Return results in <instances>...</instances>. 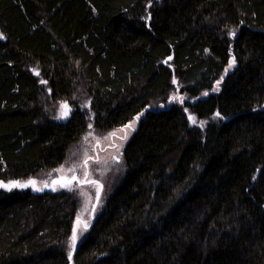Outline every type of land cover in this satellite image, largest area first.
<instances>
[{
  "label": "trees",
  "instance_id": "1",
  "mask_svg": "<svg viewBox=\"0 0 264 264\" xmlns=\"http://www.w3.org/2000/svg\"><path fill=\"white\" fill-rule=\"evenodd\" d=\"M142 113L72 246L78 196L24 185ZM0 185V264H264V0H0Z\"/></svg>",
  "mask_w": 264,
  "mask_h": 264
},
{
  "label": "rangeland",
  "instance_id": "2",
  "mask_svg": "<svg viewBox=\"0 0 264 264\" xmlns=\"http://www.w3.org/2000/svg\"><path fill=\"white\" fill-rule=\"evenodd\" d=\"M69 113L67 103H62L57 121L65 122ZM142 116L144 113L127 125L104 135L92 128L93 124L90 120L88 131L72 145L63 164L36 180L37 185L42 188L59 177H75L73 184L58 185L60 189L70 188L80 201L77 223H75V241L72 238V246L83 241L90 224L123 181L126 175L125 148L137 130ZM192 123L202 128L206 121L192 118Z\"/></svg>",
  "mask_w": 264,
  "mask_h": 264
},
{
  "label": "water",
  "instance_id": "3",
  "mask_svg": "<svg viewBox=\"0 0 264 264\" xmlns=\"http://www.w3.org/2000/svg\"><path fill=\"white\" fill-rule=\"evenodd\" d=\"M76 179H71V181L69 182V184H73L74 183V181H75ZM61 184V185H64V184H66V182H63V181H61V180H58V179H56L54 182H52L51 184H52V186H54V184ZM14 185H16V184H14ZM32 186L35 190H41V191H44V190H52L53 188L51 187V186H47V185H44L42 188H39L37 185H36V183H30V182H28V183H26L25 185H24V187H27V186ZM5 186V185H4ZM0 187H1V185H0ZM6 187V186H5Z\"/></svg>",
  "mask_w": 264,
  "mask_h": 264
},
{
  "label": "flooded vegetation",
  "instance_id": "4",
  "mask_svg": "<svg viewBox=\"0 0 264 264\" xmlns=\"http://www.w3.org/2000/svg\"><path fill=\"white\" fill-rule=\"evenodd\" d=\"M72 178H73V177H67V176H65V177H59V178H57V179H58V180H61V181H63V182H66V184H64V185H68ZM58 185H60V186H64V185H61V184H59V183H58ZM47 186H51V187H53L54 189L56 188V185L52 186V184L47 185Z\"/></svg>",
  "mask_w": 264,
  "mask_h": 264
},
{
  "label": "snow or ice",
  "instance_id": "5",
  "mask_svg": "<svg viewBox=\"0 0 264 264\" xmlns=\"http://www.w3.org/2000/svg\"><path fill=\"white\" fill-rule=\"evenodd\" d=\"M73 179H75V177H73ZM30 183H33L34 184L35 182L34 181H30ZM73 241H75V235L73 236Z\"/></svg>",
  "mask_w": 264,
  "mask_h": 264
}]
</instances>
